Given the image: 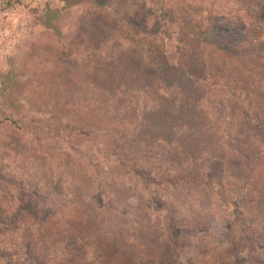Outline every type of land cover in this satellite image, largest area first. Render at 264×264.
Listing matches in <instances>:
<instances>
[{
  "label": "trees",
  "instance_id": "obj_1",
  "mask_svg": "<svg viewBox=\"0 0 264 264\" xmlns=\"http://www.w3.org/2000/svg\"><path fill=\"white\" fill-rule=\"evenodd\" d=\"M63 1L74 5L84 0ZM92 1L98 6L106 2ZM257 17L260 29L254 34L259 36L264 6ZM209 32L203 39L218 42ZM189 49L179 69L164 61L157 83L160 87L161 75L173 77L174 92L161 87L153 93L157 100L144 105L137 121L126 126L128 143L120 144L111 126L98 125L102 133L97 134L94 127L79 125L77 134L104 138L102 159L86 156L83 161L72 150L66 154L69 164L59 160V176L48 177L43 189L22 182L0 189L4 264H90L88 241L96 260L105 264H243L250 258V264H264L259 251L264 249V79L216 78L207 73L198 45L191 43ZM211 87L225 93L220 104L236 109V119L229 115L221 123L215 107L204 103ZM156 113L163 118L152 124L147 119ZM113 165L124 178L113 177ZM234 207L249 223L236 233L241 256L236 263L223 256V231ZM192 235L196 243L183 258L180 239Z\"/></svg>",
  "mask_w": 264,
  "mask_h": 264
},
{
  "label": "rangeland",
  "instance_id": "obj_2",
  "mask_svg": "<svg viewBox=\"0 0 264 264\" xmlns=\"http://www.w3.org/2000/svg\"><path fill=\"white\" fill-rule=\"evenodd\" d=\"M1 1L0 189L16 182L43 189L48 177L59 176V160L69 164L66 154L71 156L72 150L83 161L86 156L102 159L104 138L77 134L79 125L94 127L97 134L102 133L98 125L111 126L119 143H128L131 130L126 126L137 121L144 105L157 100L153 93L161 87L174 92L173 77L161 75L160 87L157 83L164 61L179 69L191 43L198 45L207 73L216 78L264 79V26L259 36L254 34L264 0H106L103 6L92 0L74 5L63 0ZM209 31L218 42L203 39ZM208 91L204 103L215 107L219 121H228L229 115L236 119V109L220 104L225 93L213 87ZM149 116L155 118L147 119L152 124L163 118L161 113ZM111 169L113 177H125L116 166ZM227 217L223 256L236 263L241 258L236 233L249 223L237 207ZM195 243L196 235L180 239L183 258ZM85 251L90 264H105L96 260L91 241ZM242 256L249 258L247 252Z\"/></svg>",
  "mask_w": 264,
  "mask_h": 264
}]
</instances>
